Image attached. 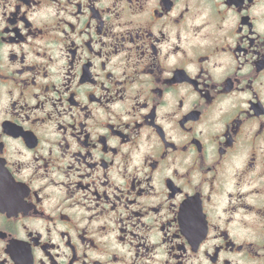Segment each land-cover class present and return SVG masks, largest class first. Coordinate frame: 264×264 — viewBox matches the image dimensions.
Masks as SVG:
<instances>
[{
	"label": "flooded vegetation",
	"instance_id": "af4514ba",
	"mask_svg": "<svg viewBox=\"0 0 264 264\" xmlns=\"http://www.w3.org/2000/svg\"><path fill=\"white\" fill-rule=\"evenodd\" d=\"M0 264H264V0H0Z\"/></svg>",
	"mask_w": 264,
	"mask_h": 264
}]
</instances>
